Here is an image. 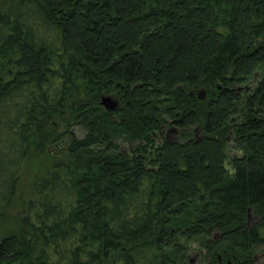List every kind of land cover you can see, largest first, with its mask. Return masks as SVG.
Masks as SVG:
<instances>
[{
    "label": "trees",
    "instance_id": "obj_1",
    "mask_svg": "<svg viewBox=\"0 0 264 264\" xmlns=\"http://www.w3.org/2000/svg\"><path fill=\"white\" fill-rule=\"evenodd\" d=\"M39 152L0 264H264V0H8L0 220Z\"/></svg>",
    "mask_w": 264,
    "mask_h": 264
},
{
    "label": "rangeland",
    "instance_id": "obj_2",
    "mask_svg": "<svg viewBox=\"0 0 264 264\" xmlns=\"http://www.w3.org/2000/svg\"><path fill=\"white\" fill-rule=\"evenodd\" d=\"M7 1L8 0H0V9L7 3ZM72 132L79 138L83 137V135L85 134V131L81 128H73ZM169 138L175 139L177 137L175 134L170 133ZM122 145L125 150H129L131 148L128 144L124 143ZM65 149V143H56L47 147L48 152L50 154H54L58 158L64 153ZM227 154L230 158L238 154L236 148L234 147L232 139L229 140ZM31 161L32 163H30V165L28 164L29 166L27 165L25 172L22 174L16 191V195L14 197V203L11 207L10 212L8 213V216L4 220H0V237L16 230L18 225L22 222V218H24L25 209L29 203L30 198L32 197V194L35 191L33 181V176H35V173L30 169L34 168V166L38 164H47V161H45L42 152H39L37 154V159H32ZM257 259L259 263H262L264 261V249L257 252ZM189 261L191 262V264L203 263V254L200 252L199 246L196 243H193L191 245Z\"/></svg>",
    "mask_w": 264,
    "mask_h": 264
},
{
    "label": "water",
    "instance_id": "obj_3",
    "mask_svg": "<svg viewBox=\"0 0 264 264\" xmlns=\"http://www.w3.org/2000/svg\"><path fill=\"white\" fill-rule=\"evenodd\" d=\"M101 104L110 113H114L118 107V103L113 96H104L102 98Z\"/></svg>",
    "mask_w": 264,
    "mask_h": 264
}]
</instances>
